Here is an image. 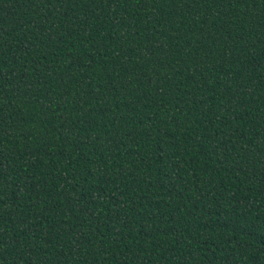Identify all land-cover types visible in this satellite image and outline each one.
<instances>
[{
	"label": "trees",
	"instance_id": "16d2710c",
	"mask_svg": "<svg viewBox=\"0 0 264 264\" xmlns=\"http://www.w3.org/2000/svg\"><path fill=\"white\" fill-rule=\"evenodd\" d=\"M0 264H264V0H0Z\"/></svg>",
	"mask_w": 264,
	"mask_h": 264
}]
</instances>
